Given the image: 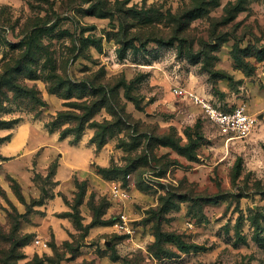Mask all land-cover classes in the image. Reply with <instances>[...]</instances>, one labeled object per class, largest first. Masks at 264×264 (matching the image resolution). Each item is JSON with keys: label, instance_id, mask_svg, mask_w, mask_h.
Segmentation results:
<instances>
[{"label": "rangeland", "instance_id": "1", "mask_svg": "<svg viewBox=\"0 0 264 264\" xmlns=\"http://www.w3.org/2000/svg\"><path fill=\"white\" fill-rule=\"evenodd\" d=\"M10 76L0 264H264V0H0Z\"/></svg>", "mask_w": 264, "mask_h": 264}, {"label": "built area", "instance_id": "2", "mask_svg": "<svg viewBox=\"0 0 264 264\" xmlns=\"http://www.w3.org/2000/svg\"><path fill=\"white\" fill-rule=\"evenodd\" d=\"M175 93L177 95L184 94L179 89H176ZM191 97L206 119L229 141L243 139L249 136L257 127L258 119L252 116L245 107L230 106L225 108L193 94Z\"/></svg>", "mask_w": 264, "mask_h": 264}, {"label": "trees", "instance_id": "3", "mask_svg": "<svg viewBox=\"0 0 264 264\" xmlns=\"http://www.w3.org/2000/svg\"><path fill=\"white\" fill-rule=\"evenodd\" d=\"M1 80H2L1 87H3V88L6 87V88L10 89L11 91L15 92L17 95H21V94L23 95L25 93L28 94L27 92H25L24 89H22L21 86H19L18 84H16V80H17L16 77L10 76L8 79H5L4 77L3 78L0 77V82H1ZM59 91H61V89L59 88V86L56 85V86L53 87V92L58 93ZM0 93H1V89H0ZM36 101H40V100H36ZM84 130H85L84 125L82 124V122H79L77 128L74 130L75 133H76V137L78 139L77 141L80 140L81 135L84 132ZM63 138H65V136H62V139ZM95 139L97 141L100 138H99L98 135H96Z\"/></svg>", "mask_w": 264, "mask_h": 264}]
</instances>
